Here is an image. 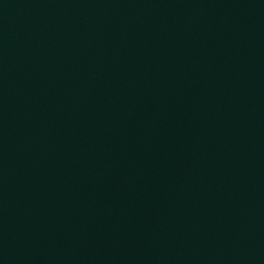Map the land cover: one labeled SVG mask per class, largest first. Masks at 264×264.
<instances>
[{
    "label": "water",
    "instance_id": "obj_1",
    "mask_svg": "<svg viewBox=\"0 0 264 264\" xmlns=\"http://www.w3.org/2000/svg\"><path fill=\"white\" fill-rule=\"evenodd\" d=\"M0 264H264V0H0Z\"/></svg>",
    "mask_w": 264,
    "mask_h": 264
}]
</instances>
